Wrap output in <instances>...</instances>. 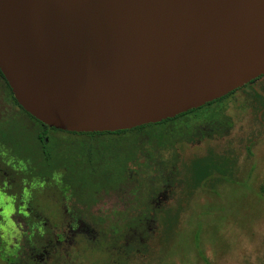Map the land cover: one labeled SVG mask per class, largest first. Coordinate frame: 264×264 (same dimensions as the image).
Here are the masks:
<instances>
[{
	"label": "water",
	"instance_id": "water-1",
	"mask_svg": "<svg viewBox=\"0 0 264 264\" xmlns=\"http://www.w3.org/2000/svg\"><path fill=\"white\" fill-rule=\"evenodd\" d=\"M0 71L49 126L156 123L264 74V0H0Z\"/></svg>",
	"mask_w": 264,
	"mask_h": 264
},
{
	"label": "rangeland",
	"instance_id": "rangeland-1",
	"mask_svg": "<svg viewBox=\"0 0 264 264\" xmlns=\"http://www.w3.org/2000/svg\"><path fill=\"white\" fill-rule=\"evenodd\" d=\"M224 103L225 113L232 123L227 134L212 140L179 141L174 145L177 155L174 166L170 164L171 156L167 158L164 172L170 184L157 199V203H165L170 210L166 220L161 219L163 215L160 221L152 218L134 222L119 235L118 243L104 252L108 256L104 255L101 261L108 260L107 264L119 261L128 264H264V76L239 87ZM0 105V108L4 106L1 101ZM109 136L97 135L96 138ZM80 137L83 136L66 134V142ZM138 158L129 167L133 169L134 178H143L149 168L140 166L142 159ZM125 195L122 185L101 194L96 211H108L116 204L121 206ZM27 199V194H22L18 204L24 214L32 210ZM71 206L70 203L59 204L57 218L45 210L49 223L45 224L38 247L29 259L31 262L44 257L51 242L57 240L61 248L59 258H49L55 264H66V243L76 244L72 249L89 246L85 253L78 252V257L72 252L71 259L67 258L69 264L78 261L98 264L102 253L93 246L95 232L90 224L77 217ZM13 209L12 197L1 195L0 264L22 261L19 253L9 248L14 235L24 227Z\"/></svg>",
	"mask_w": 264,
	"mask_h": 264
},
{
	"label": "flooded vegetation",
	"instance_id": "flooded-vegetation-1",
	"mask_svg": "<svg viewBox=\"0 0 264 264\" xmlns=\"http://www.w3.org/2000/svg\"><path fill=\"white\" fill-rule=\"evenodd\" d=\"M0 101L4 105L0 108V192L2 193L0 194L12 197L13 214L19 216L24 223V227L14 235L15 240L9 245V248L17 251L22 258L20 264H55V261L49 258L56 260L59 258L57 255L61 248L57 240L51 242L52 246L39 261L31 262L29 259L38 247V240L46 229V222L49 221L48 215L44 214L45 210L48 209V212L57 218L59 204L62 203H70L77 217L90 224L95 232L93 246L102 253L99 254L101 257L97 260L98 264H102L103 256L107 255L104 252L118 243L119 235L124 233L125 229L132 227L135 220L140 222L152 218L159 220L163 215L165 217L161 219L166 220L170 210L165 207V203H157L160 194L170 184L165 172H163L165 181L159 183V187L146 198L145 194L150 191V184L134 178L133 169L129 167V164L135 163L134 152L120 154L115 152L113 145L110 147V152H77L73 149L71 141L66 142V134L70 133L43 123L16 101L1 71ZM208 129L206 125L199 126L194 136L195 140H212L220 137L214 133L217 129L211 127L207 131ZM221 130L224 129H218L219 132ZM70 135L83 136L77 133ZM104 135L107 134L100 136ZM82 139L83 137H80L78 140ZM179 141L194 142L185 137ZM148 151L144 149V157H141V164L145 166L151 157V152ZM161 152H173V150L165 148ZM102 170H105V176ZM121 185L127 193L122 205H112L108 211L98 208L96 211L100 195L117 190ZM136 186L139 189L137 190L139 196L135 198ZM22 194H27V203L32 209L30 213L24 214L18 208ZM140 196L141 205L135 206L136 199L140 200ZM143 209L146 211L143 212ZM119 220H122L123 224L120 228L113 229L112 225L115 224L113 222ZM75 246L76 244L66 243L68 259H71L72 252L78 257V252L85 253L86 247H89L87 245L84 249H80L78 246L72 249ZM94 248L91 249L95 251ZM107 256L105 259H108ZM67 258L66 264H69ZM78 263L81 264L82 261ZM121 263L126 262L119 261L114 264Z\"/></svg>",
	"mask_w": 264,
	"mask_h": 264
},
{
	"label": "trees",
	"instance_id": "trees-1",
	"mask_svg": "<svg viewBox=\"0 0 264 264\" xmlns=\"http://www.w3.org/2000/svg\"><path fill=\"white\" fill-rule=\"evenodd\" d=\"M261 76H264V74ZM257 78L251 80L244 86L253 83ZM236 90H233L230 93L210 102H206L202 106L181 112L175 115L173 118L163 119L160 122L142 124L133 128L116 131H66V133H77L83 135L82 140L79 141L76 139L71 141L73 149H76L77 152H110V147L113 145L115 147V152H120V154H122V152L124 154H126V152H134L135 163L139 159V156L144 157V149H148L146 147L153 149L148 151L151 152L150 161L148 164H146V167H148L149 170L144 171L143 178H138V180H142L145 183L147 182L150 184V191H148L149 194H145V197L148 198L153 193V191L159 187V183L165 181V175L163 172L168 163L167 158L171 156L172 160L170 164L173 166L176 162L177 155L174 152V143L176 141L181 140L183 137L189 141H194V136L198 131L197 128L201 125H206L209 129H211V127L217 129L214 131L216 136H223L228 133L232 123L230 122V116L225 113L224 102ZM220 128H223L224 130L219 132L218 129ZM209 129L207 131H209ZM102 134H110L111 136L99 139L96 138L97 135ZM113 134H115V136H113ZM165 148L173 150V152H161ZM104 172L105 170H102V173L105 176ZM137 188L138 186L135 188V198L139 196L137 193V190L139 189ZM136 202L137 203L135 206L141 205V196L140 200L136 199ZM144 211L146 210L143 209V212ZM137 221L139 220H135V222ZM113 223H115L112 225L113 229L116 227L120 228L121 224H123L122 220ZM102 264H107V262L103 261ZM121 264H128V262Z\"/></svg>",
	"mask_w": 264,
	"mask_h": 264
}]
</instances>
